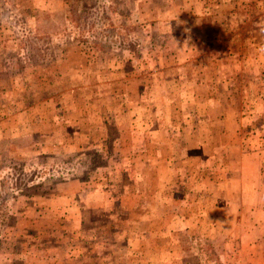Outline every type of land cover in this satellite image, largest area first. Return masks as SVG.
Listing matches in <instances>:
<instances>
[{
  "label": "rangeland",
  "instance_id": "rangeland-1",
  "mask_svg": "<svg viewBox=\"0 0 264 264\" xmlns=\"http://www.w3.org/2000/svg\"><path fill=\"white\" fill-rule=\"evenodd\" d=\"M258 204L264 0H0V264H264Z\"/></svg>",
  "mask_w": 264,
  "mask_h": 264
},
{
  "label": "crops",
  "instance_id": "crops-1",
  "mask_svg": "<svg viewBox=\"0 0 264 264\" xmlns=\"http://www.w3.org/2000/svg\"><path fill=\"white\" fill-rule=\"evenodd\" d=\"M20 111V110H19ZM21 113V112H20ZM124 194L123 195H130L131 197H133V196H135V197H137L138 195H137V192L136 191H131V192H127V193H125V191L123 192ZM236 194V193H235ZM237 196V195H236ZM242 204V202L239 204V205H237V206H233L231 209H237L240 205ZM244 204V203H243ZM242 204V206H241V209H250L249 208V206H244ZM253 209H256V208H253ZM257 209H264V208H262L259 204L257 205ZM249 227H250V229L252 228V229H254L255 228V226H254V224L251 222V223H249V225H248ZM258 226V225H257ZM257 228V227H256ZM264 257V256H263ZM249 261H250V259H249Z\"/></svg>",
  "mask_w": 264,
  "mask_h": 264
}]
</instances>
